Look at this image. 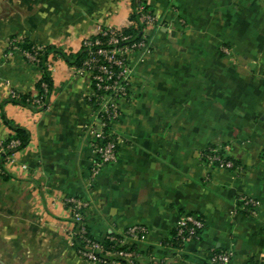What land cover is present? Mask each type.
I'll return each instance as SVG.
<instances>
[{
    "label": "crops",
    "instance_id": "crops-1",
    "mask_svg": "<svg viewBox=\"0 0 264 264\" xmlns=\"http://www.w3.org/2000/svg\"><path fill=\"white\" fill-rule=\"evenodd\" d=\"M146 4L156 25L145 30L148 52L128 54V97L112 124L117 160L90 179L88 76L52 58L43 110L6 102L9 91L35 95L42 75L8 43L74 53L98 28L123 25L130 1L0 0V114L29 133L0 170V264H87L68 236V197L86 202L96 241L145 228L126 241L139 264H206L224 251L230 264H264V0ZM11 133L0 116V143ZM213 146L239 169L207 166L200 155ZM183 215L203 229L174 249Z\"/></svg>",
    "mask_w": 264,
    "mask_h": 264
},
{
    "label": "built area",
    "instance_id": "built-area-1",
    "mask_svg": "<svg viewBox=\"0 0 264 264\" xmlns=\"http://www.w3.org/2000/svg\"><path fill=\"white\" fill-rule=\"evenodd\" d=\"M137 12L139 13L138 20L144 26L139 41L127 44L129 36L121 34L123 28L131 26L127 19L123 25L118 27L98 28L97 32L91 36L106 37L105 42L97 38L91 40L87 37L80 43V46L87 48L88 54L76 71L89 78L91 90L87 103L93 110V116L87 126L88 147L94 155L90 179L105 165L113 164L117 160L120 139L114 133L112 124L118 118V103L128 97L129 82L132 76V70L128 65V54L134 51L148 52L145 30L156 25V17L152 12H144L142 3L138 6ZM16 43L17 40L9 41L8 49L10 48L11 51L8 54L17 51L25 62L31 65L36 64V52H21L16 47ZM223 52L227 53L225 49ZM41 88L46 92L45 84H42ZM18 95L13 91L8 92V97L11 99H17ZM31 103L35 106L41 105L39 99H34ZM2 143H0V154L5 152ZM18 145V141H10L7 150H14ZM222 151L220 147H210L200 155V158L210 167L227 170L239 169L224 156ZM12 155L6 157L7 163L10 162ZM63 201L72 223V229L68 234L71 246L73 248V238H77L83 245L82 248L75 250L79 258L87 264H120L118 260H122L125 264H135L138 261L139 255L132 250V247L127 246L126 241L144 239L147 233L145 228L132 226L119 236H107L105 240L109 242L110 248L106 250L102 248L99 241L87 238V226L83 216L87 207L86 202L74 197L65 198ZM243 205L255 206L254 202L249 199L243 200ZM202 229L203 223L198 217L183 215L177 221L172 239L182 246L187 242L198 240ZM231 257L230 252H214L209 256L206 264H230Z\"/></svg>",
    "mask_w": 264,
    "mask_h": 264
},
{
    "label": "trees",
    "instance_id": "trees-1",
    "mask_svg": "<svg viewBox=\"0 0 264 264\" xmlns=\"http://www.w3.org/2000/svg\"><path fill=\"white\" fill-rule=\"evenodd\" d=\"M129 1H130V12L128 15V22L130 23L131 26L123 28L121 30L122 35L129 36L130 38L127 44L135 43L139 41L142 37L144 26L140 24L138 20L139 17V13L137 12L138 6L142 3V5H144V12H151L150 8L146 4V0H129ZM95 38L99 39L102 42L106 41V37L103 36L90 37L91 40H94ZM12 40H17V39L11 38L9 41ZM16 47L21 52H30V53L36 52L37 63L34 64V66L38 67L41 70L42 75L36 85L37 93L35 95H30V94L18 95L17 99H11L10 97H7L6 102H10L14 105H20L33 110H43L47 105L48 96L52 88V81L48 71V61L52 58H59L63 60L68 67L79 69L82 63L84 62V60L87 58V54H88L87 48L83 46H80L79 50L74 53L73 52L67 53L55 46L39 47L28 42L17 40ZM9 51H11L10 48L8 49V52ZM42 84L46 85V89H47L46 92L42 90L41 88ZM34 99H39L41 101V105L40 106L33 105L31 101ZM0 116L2 118L3 124L6 127H8V129H10V131L12 132L11 136L2 143V147L4 148L5 152L4 154H0V170L3 171L7 164L6 157H10L13 153L23 150L28 145L29 133L26 129L15 125L13 122L8 121L2 113L0 114ZM107 130L108 129L106 128L105 131L107 132ZM13 140L18 141L19 145L14 150H7V145L9 144L10 141ZM204 152H206V150ZM87 238L93 239L89 233L88 228H87ZM99 242L103 249L107 250L110 248V244L107 240L104 239L103 241H99ZM169 246L174 249L181 248L180 243L172 238L171 241L169 242ZM82 247L83 245L80 244L79 240L77 238H73V249L77 250L78 248H82ZM132 250H135V252L139 255L138 250H136L135 248H132ZM118 261L120 264H125L122 260H118ZM135 264H139V261H136Z\"/></svg>",
    "mask_w": 264,
    "mask_h": 264
}]
</instances>
